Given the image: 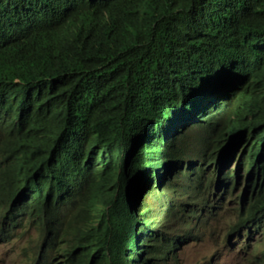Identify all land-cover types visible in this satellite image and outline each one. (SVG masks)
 Segmentation results:
<instances>
[{"label":"trees","instance_id":"1","mask_svg":"<svg viewBox=\"0 0 264 264\" xmlns=\"http://www.w3.org/2000/svg\"><path fill=\"white\" fill-rule=\"evenodd\" d=\"M229 74L230 93V81L207 92ZM263 126L264 0H0V239L29 216L50 264H125L130 252L178 264L153 245L150 201L178 194L180 158L202 133L211 187L223 147ZM255 154L243 175L264 217ZM137 177L149 198L130 207L120 196Z\"/></svg>","mask_w":264,"mask_h":264},{"label":"clouds","instance_id":"2","mask_svg":"<svg viewBox=\"0 0 264 264\" xmlns=\"http://www.w3.org/2000/svg\"><path fill=\"white\" fill-rule=\"evenodd\" d=\"M87 1L82 0V2ZM231 76L233 75L229 74L225 76L219 83L213 82L214 84L207 89V92L213 87L221 89L230 81L232 86L227 94L230 93L238 86L237 82L234 83ZM209 82L207 81V83ZM197 100L198 96L191 94L187 102L181 103L182 110H187ZM162 136L163 133H160L158 138ZM204 136H208V133L204 132L199 136L194 144L193 154L186 158H180L183 162V167L179 170L176 186L179 189L178 194L188 189L191 193L190 200L182 201L179 199L178 194H176L162 201L152 199L148 205V219L151 222L152 230L157 232V236L153 239L155 249L163 254L167 261L176 256L179 261L178 264H182L185 250L191 245L204 242L213 228L227 231V241L233 236L241 238L242 242L239 244L241 246L239 252H243V249L247 250L249 247L248 242L254 237L259 236L264 238L263 210L255 202L257 193L251 192L246 187L242 165L247 156L252 155V152L255 150L257 171L262 170L263 163L259 159L263 156L262 153L264 152V126L259 129L257 137L250 139L248 134H245L241 138L239 146L232 147L235 139L233 138L223 147L218 159L211 165L212 169L209 171L214 172L215 175V185L211 187L201 168L205 160L204 150L201 145ZM19 137L18 135L13 137L9 135L8 141L5 144V150L15 153ZM127 157L128 155L126 154L124 158L127 159ZM148 175L152 178L153 183L159 182L160 178L164 176L163 173L160 176L152 175V173ZM230 177H234L235 181L229 187H226V179ZM127 182L128 188L120 197L124 198L130 207L138 205L143 199L147 201L149 198V187L146 184V180L138 178L132 182ZM34 196L35 194L31 195L27 202L32 200ZM200 199L202 201L198 202ZM36 204L37 202L35 201L27 203L26 207L30 208ZM251 212L259 216H252ZM1 213L4 214V211H1ZM7 213H10V210ZM214 216H219V220L215 221L213 219ZM229 217L232 220H227ZM233 222H240V226L235 232H232L229 228V224ZM215 223H217V227ZM7 225L9 226V236L7 239H0V243L10 244L18 241L21 235H24L31 227H34L39 230L42 238L38 246L34 247L31 245V254L28 256L26 264H50L46 244H44L46 243L47 235L41 225L33 223L29 216H25L21 227L11 225L9 220ZM243 236L246 238H242ZM34 249H36V252ZM245 253L247 255L245 258L246 264H264V251L256 254L247 251ZM178 255L181 260H179ZM140 256L147 259V254L141 253ZM135 257H137L136 253H127L125 264H135L133 263ZM169 264L174 263L170 262Z\"/></svg>","mask_w":264,"mask_h":264},{"label":"rangeland","instance_id":"3","mask_svg":"<svg viewBox=\"0 0 264 264\" xmlns=\"http://www.w3.org/2000/svg\"><path fill=\"white\" fill-rule=\"evenodd\" d=\"M227 236V231L211 229L204 242L191 245L185 250L182 264H246L245 251L252 254L264 251L263 237H254L248 242V249L239 252L242 239L233 236L227 241ZM41 238L39 230L31 227L18 241L10 244L0 243V264H26L31 254V245L38 246ZM34 251L36 252V249Z\"/></svg>","mask_w":264,"mask_h":264}]
</instances>
